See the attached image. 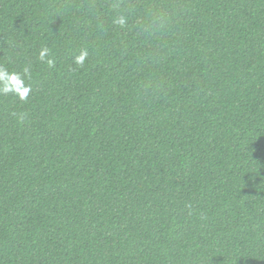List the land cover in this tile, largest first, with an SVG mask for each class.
I'll use <instances>...</instances> for the list:
<instances>
[{
    "label": "trees",
    "instance_id": "trees-1",
    "mask_svg": "<svg viewBox=\"0 0 264 264\" xmlns=\"http://www.w3.org/2000/svg\"><path fill=\"white\" fill-rule=\"evenodd\" d=\"M0 264H264V0H0Z\"/></svg>",
    "mask_w": 264,
    "mask_h": 264
},
{
    "label": "clouds",
    "instance_id": "clouds-1",
    "mask_svg": "<svg viewBox=\"0 0 264 264\" xmlns=\"http://www.w3.org/2000/svg\"><path fill=\"white\" fill-rule=\"evenodd\" d=\"M44 55H45V53L42 52V53H41V57L43 58ZM83 59H84L83 56L78 57V58H77V63H82V62H83ZM2 75H7V74H6V73H3ZM13 76H14V75H12V76H7V79H8V81H9L10 83L4 88V91H17V92H19V93L21 94L22 97L25 96V95L27 94V92L24 91V90H22L21 88H16V87H15V84L11 82ZM21 83H22V82H21Z\"/></svg>",
    "mask_w": 264,
    "mask_h": 264
}]
</instances>
